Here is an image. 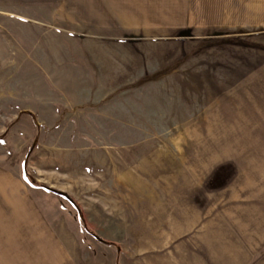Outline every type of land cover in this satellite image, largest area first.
Here are the masks:
<instances>
[{
  "label": "rangeland",
  "instance_id": "1",
  "mask_svg": "<svg viewBox=\"0 0 264 264\" xmlns=\"http://www.w3.org/2000/svg\"><path fill=\"white\" fill-rule=\"evenodd\" d=\"M129 1L116 72L45 79L57 0H0L5 262L264 264V0Z\"/></svg>",
  "mask_w": 264,
  "mask_h": 264
},
{
  "label": "crops",
  "instance_id": "2",
  "mask_svg": "<svg viewBox=\"0 0 264 264\" xmlns=\"http://www.w3.org/2000/svg\"><path fill=\"white\" fill-rule=\"evenodd\" d=\"M37 5L40 7V1ZM47 8L43 14H38L41 15L39 18H25L23 13L14 15L17 24L39 29L41 39H38L37 43L32 41L31 52L25 51L26 55L31 56L34 64L33 71L39 73L38 78H104L109 76L108 73L119 69L116 66L119 64L117 54L121 41L125 39L121 40L120 35H114L113 32H119L121 28L131 30L129 0H122V2L120 0H57L55 7L47 6ZM39 10L38 8V12ZM73 21L83 27L90 25L89 27L94 29L95 36L80 38V36H74L66 27L55 26L57 22L69 25ZM95 30L103 31L105 34H97ZM122 44L127 48L130 46L128 40L127 43ZM114 47L117 56H113ZM17 48H20L19 44ZM125 56L130 57L128 54ZM126 61L130 62V60ZM105 72L106 75H102ZM2 186H9V181L7 173H2L0 169V195ZM12 250L15 251L13 248L0 247V264H7L5 260L8 259V254L14 253ZM20 262L23 264L22 258Z\"/></svg>",
  "mask_w": 264,
  "mask_h": 264
},
{
  "label": "water",
  "instance_id": "3",
  "mask_svg": "<svg viewBox=\"0 0 264 264\" xmlns=\"http://www.w3.org/2000/svg\"><path fill=\"white\" fill-rule=\"evenodd\" d=\"M56 194H59V195H62V196H64V197H66V195L65 194H63V193H61V192H58V191H54Z\"/></svg>",
  "mask_w": 264,
  "mask_h": 264
}]
</instances>
